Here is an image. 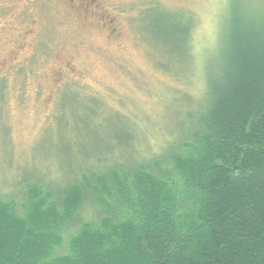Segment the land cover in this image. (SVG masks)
<instances>
[{
	"label": "rangeland",
	"instance_id": "374dc122",
	"mask_svg": "<svg viewBox=\"0 0 264 264\" xmlns=\"http://www.w3.org/2000/svg\"><path fill=\"white\" fill-rule=\"evenodd\" d=\"M88 3L0 0L2 200L169 153L186 103L203 101L233 3L264 16V0Z\"/></svg>",
	"mask_w": 264,
	"mask_h": 264
},
{
	"label": "trees",
	"instance_id": "16d2710c",
	"mask_svg": "<svg viewBox=\"0 0 264 264\" xmlns=\"http://www.w3.org/2000/svg\"><path fill=\"white\" fill-rule=\"evenodd\" d=\"M231 11L178 144L0 199V264H264V16Z\"/></svg>",
	"mask_w": 264,
	"mask_h": 264
},
{
	"label": "flooded vegetation",
	"instance_id": "af4514ba",
	"mask_svg": "<svg viewBox=\"0 0 264 264\" xmlns=\"http://www.w3.org/2000/svg\"><path fill=\"white\" fill-rule=\"evenodd\" d=\"M85 1H87V0H85ZM88 1H89L88 5H89V7H90V6H91V5H90V1H92V0H88ZM96 7H97V6H96Z\"/></svg>",
	"mask_w": 264,
	"mask_h": 264
}]
</instances>
